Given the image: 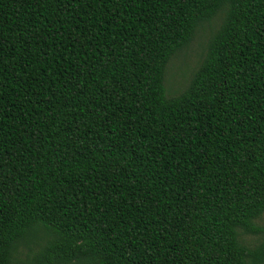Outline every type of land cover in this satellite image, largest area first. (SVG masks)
Returning a JSON list of instances; mask_svg holds the SVG:
<instances>
[{
  "label": "trees",
  "instance_id": "trees-1",
  "mask_svg": "<svg viewBox=\"0 0 264 264\" xmlns=\"http://www.w3.org/2000/svg\"><path fill=\"white\" fill-rule=\"evenodd\" d=\"M263 213L264 0H0V264H264Z\"/></svg>",
  "mask_w": 264,
  "mask_h": 264
},
{
  "label": "rangeland",
  "instance_id": "rangeland-1",
  "mask_svg": "<svg viewBox=\"0 0 264 264\" xmlns=\"http://www.w3.org/2000/svg\"><path fill=\"white\" fill-rule=\"evenodd\" d=\"M219 23V17L205 23L197 31L191 44L172 57L165 74L166 95L168 98L178 95L189 84L193 78L192 74L205 58L207 42ZM255 222L257 225L262 226L264 224V213ZM261 237V234H248L243 235L242 239L248 246H254L260 241Z\"/></svg>",
  "mask_w": 264,
  "mask_h": 264
}]
</instances>
